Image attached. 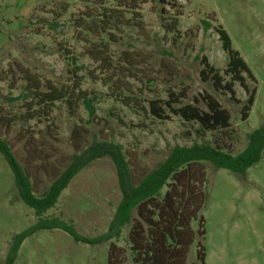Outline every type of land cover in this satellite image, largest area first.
Instances as JSON below:
<instances>
[{
  "label": "rangeland",
  "instance_id": "1",
  "mask_svg": "<svg viewBox=\"0 0 264 264\" xmlns=\"http://www.w3.org/2000/svg\"><path fill=\"white\" fill-rule=\"evenodd\" d=\"M178 2L179 32L164 28L162 4L149 1L140 5L139 14H126L130 24L115 32L114 42L76 26L74 19L86 8L81 0H0V135L31 173L37 195L95 137L122 144L137 177L157 168L175 144L201 142L198 124L169 109L170 118L164 120L149 112L148 101L167 100L170 91H184L183 104L198 99L202 107V95L214 96L231 114L230 135L207 132L205 139H218L233 154L245 149L248 133L264 125V0ZM62 3L68 5L67 12L60 9ZM51 21L59 25L52 28ZM138 22L142 27L134 26ZM217 25L227 31L232 48L253 75L244 73L246 88L235 83L240 103L201 74L204 56L230 80L225 74L229 54ZM25 69L69 91L85 90L94 98L96 117H90L82 102L70 110L62 101L46 115L29 118L31 98L21 95ZM254 88V104L242 120V106ZM201 165L206 172L201 211L206 264H264V152L245 175L208 161ZM122 196L114 161L101 157L73 178L44 216L65 220L79 235L95 239L108 230ZM37 221L19 197L13 172L0 153V264H6L14 235ZM192 226L196 229L197 222ZM129 229L125 226L122 236L112 241L128 249ZM195 245L187 264L195 261ZM108 247L109 242H82L62 229H44L24 240L14 264H107Z\"/></svg>",
  "mask_w": 264,
  "mask_h": 264
},
{
  "label": "trees",
  "instance_id": "2",
  "mask_svg": "<svg viewBox=\"0 0 264 264\" xmlns=\"http://www.w3.org/2000/svg\"><path fill=\"white\" fill-rule=\"evenodd\" d=\"M86 8L74 19L80 30L95 36H105L117 42L115 32H120L129 25L126 14L138 13L141 4L157 1L162 4L161 19L168 32H179L178 0H81ZM61 10L67 12L68 5L61 4ZM58 16H62L60 13ZM52 28L59 25L51 21ZM206 28L210 23L205 21ZM134 26L140 28L141 23ZM229 54V62L225 74L230 80L225 81L220 70L214 67L207 57L202 58L204 68L201 74L204 80L213 82L217 90L227 91L235 98V83L246 88L245 75L253 78L247 63L239 51L232 48L229 34L222 25L215 27ZM26 81L22 96L31 98L27 107L29 118L41 117L52 111L57 102H66L70 110H74L82 102L90 117H96L94 98L85 90L69 91L68 87L56 86L42 81L28 69L22 70ZM80 84V83H79ZM256 88L252 89L241 109L242 120H246L254 104ZM186 93L169 92L167 100L153 99L148 101V110L158 119H169L167 109L180 116L188 123L198 124L196 132L202 139L191 145L175 144L167 158L154 170L137 177L127 157L124 147L112 140L93 138L86 146H81L71 156L66 167L53 178L42 195H37L31 173L18 160L8 139L0 135V153L11 168L18 195L31 207L38 221L25 231L14 235L6 264H14L17 253L24 240L40 230L62 229L75 240L91 243L109 242L107 264H187L193 244H196L195 261L191 264H206V247L204 244L206 229L205 219L201 214L206 200L204 185L206 172L201 165L208 161L215 168H226L236 174L245 175L247 170L255 166L264 152V125L247 134V146L238 154H233L230 147L220 143L218 139H205L206 133L224 132L229 137L231 114L212 95H202L204 107L195 99L194 104H183L181 99ZM77 131L73 130L76 138ZM110 157L116 167L122 200L110 222L108 230L89 239L78 234L72 224L58 217L48 218L44 215L56 206L62 192L73 178L92 161L101 157ZM164 187L166 191L162 194ZM197 228H193V222ZM129 225L127 241L129 248L113 242L122 236L123 228Z\"/></svg>",
  "mask_w": 264,
  "mask_h": 264
}]
</instances>
